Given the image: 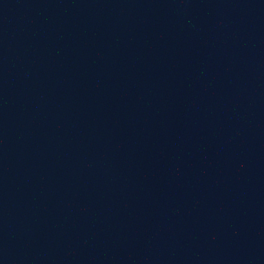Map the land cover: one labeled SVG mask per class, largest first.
Returning <instances> with one entry per match:
<instances>
[{
	"label": "water",
	"instance_id": "water-1",
	"mask_svg": "<svg viewBox=\"0 0 264 264\" xmlns=\"http://www.w3.org/2000/svg\"><path fill=\"white\" fill-rule=\"evenodd\" d=\"M185 0H0V176L103 68Z\"/></svg>",
	"mask_w": 264,
	"mask_h": 264
}]
</instances>
